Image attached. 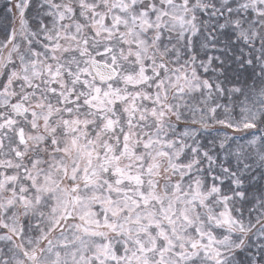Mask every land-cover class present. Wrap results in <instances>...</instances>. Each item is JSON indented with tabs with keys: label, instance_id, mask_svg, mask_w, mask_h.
<instances>
[{
	"label": "snow or ice",
	"instance_id": "6c2138e0",
	"mask_svg": "<svg viewBox=\"0 0 264 264\" xmlns=\"http://www.w3.org/2000/svg\"><path fill=\"white\" fill-rule=\"evenodd\" d=\"M0 264H264V0H0Z\"/></svg>",
	"mask_w": 264,
	"mask_h": 264
}]
</instances>
